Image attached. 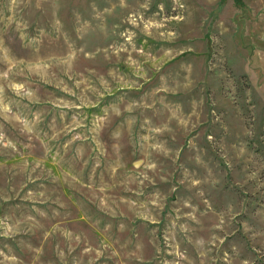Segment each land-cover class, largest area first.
Here are the masks:
<instances>
[{
	"label": "rangeland",
	"instance_id": "374dc122",
	"mask_svg": "<svg viewBox=\"0 0 264 264\" xmlns=\"http://www.w3.org/2000/svg\"><path fill=\"white\" fill-rule=\"evenodd\" d=\"M0 264H264V0H0Z\"/></svg>",
	"mask_w": 264,
	"mask_h": 264
}]
</instances>
